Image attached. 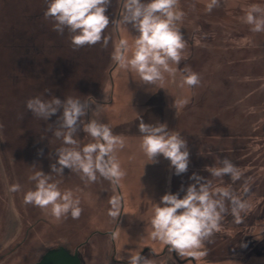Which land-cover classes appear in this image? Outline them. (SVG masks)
<instances>
[{"label": "rangeland", "instance_id": "rangeland-1", "mask_svg": "<svg viewBox=\"0 0 264 264\" xmlns=\"http://www.w3.org/2000/svg\"><path fill=\"white\" fill-rule=\"evenodd\" d=\"M208 2L179 0L178 8L185 13L177 25L186 42L183 58L178 66L172 65L177 68L175 78L165 74L163 85H146L112 60L114 45L121 38L131 42L138 35L131 25L127 29L110 24L107 48L97 44L74 51L67 31L59 35L53 23L44 19L45 0H0V122L4 124L0 130V264H34L47 249L60 245L76 249L82 264H128L130 253L136 251L152 264H180L186 258L194 260L187 264H264V71L256 77L246 65L257 58V67H264V32H252L244 21L248 6L264 7V0H221L211 13L206 11ZM120 14L118 0H111L106 15L111 21ZM250 46L254 49L247 51ZM218 58L225 62L219 64ZM190 72L199 75L200 83L181 86ZM45 89H50L47 98H93L100 107L92 114L96 108L92 104L83 119L98 118L125 139L124 148L116 153L126 172L119 184L106 180L85 184L67 168L63 176L53 175L61 191L71 190L79 197L83 209L79 219L69 215L58 220L50 209L24 203V194L35 187L29 177L38 170L50 174V165L57 160L55 149L61 146L46 129L48 124L55 126L62 109L48 121L26 109V101L42 96ZM191 95L194 103L207 104L214 118L215 141L201 142L200 152L188 148V171L176 175L179 184L172 191L175 169L162 155L158 163H149L140 149L138 117L145 123H165L169 131L178 132L179 126L188 131L194 125L184 116L188 103L175 108L174 100L189 101ZM202 115L198 119L205 118ZM86 135L81 126L77 137L82 145L90 141ZM209 147L210 158L206 153V158H196ZM225 157L241 170L240 180L211 177L205 171L206 166L220 167ZM193 173L209 178L214 187L231 186L237 193L245 184L250 188L245 197L250 208L242 214V223L226 215L220 231L205 241L206 255L200 258L179 257L149 236L155 204L169 192H179L182 198L181 187L186 190L194 183ZM14 183L21 185L20 192L10 190ZM113 196L120 198L116 219L108 214Z\"/></svg>", "mask_w": 264, "mask_h": 264}, {"label": "clouds", "instance_id": "clouds-1", "mask_svg": "<svg viewBox=\"0 0 264 264\" xmlns=\"http://www.w3.org/2000/svg\"><path fill=\"white\" fill-rule=\"evenodd\" d=\"M45 20L53 23V30L59 35L67 31L74 51L85 46L100 44L107 48L111 36L106 35L110 24L117 27L123 25L128 29L131 25L138 35L130 42L121 38L114 45L112 60L121 68L136 73L146 85H163L167 77L175 78L177 68L182 60L185 39L177 26L185 13L178 8L179 0H118L121 14L118 19L110 21L106 15L111 0H45ZM221 0H209L206 11L211 13L220 7ZM244 21L254 33L264 32V7L251 4L244 16ZM202 36L207 38V33ZM200 83V77L195 72L186 74L181 86L195 87ZM160 89H163L161 87ZM45 89L42 96L26 101V109L40 120L48 121L62 109L55 126L48 124L46 131L61 141V146L55 149L56 163L50 165L51 173L42 170L35 171L29 177L35 187L24 194V203L41 209H50L56 219H79L83 209L81 201L71 190L61 191L58 182L53 181V175L63 176L64 169L80 175L85 184L106 180L111 184H119L126 176L116 155L125 146L123 136L115 135L112 128L98 118L83 119L87 116L92 104L96 101L81 100L68 96L61 100L55 96L47 98ZM107 100V97H105ZM187 99L174 100V107H182ZM99 104H96L95 113ZM21 119L23 116L21 115ZM138 130L141 134L140 149L149 163H158L162 155L170 161L175 169V175L188 171L190 153L185 138L178 132L169 131L167 124L145 123L140 117ZM86 133L90 141L81 144L77 137L78 130ZM4 124L0 122V130ZM42 153V150H41ZM220 167H205L211 177L228 176L233 182L241 179V170L226 157L220 161ZM194 183L181 187L185 194L166 193L156 203L150 220V238L168 246L169 252H175L179 257L200 258L206 255L203 250L205 241L220 231L221 222L226 215L231 214L236 223H242L243 216L250 208L245 198L250 191L247 184L240 193L231 186L214 187L212 180L193 173L190 177ZM13 193L21 191V185L10 186ZM109 216L116 219L120 215V198H110ZM246 246V245H245ZM123 259V257H120ZM128 264H152L151 259L141 255L140 251L130 253Z\"/></svg>", "mask_w": 264, "mask_h": 264}, {"label": "trees", "instance_id": "trees-1", "mask_svg": "<svg viewBox=\"0 0 264 264\" xmlns=\"http://www.w3.org/2000/svg\"><path fill=\"white\" fill-rule=\"evenodd\" d=\"M253 49H254V46H250L247 48V51H251ZM257 61H258L257 58H255L253 61H251V62L249 61L246 64L247 66L249 64V72L252 73L253 75H255L256 77H258L259 75H262V72L264 71L263 66L257 67V65H256ZM217 62L219 64H223L225 62V60H223V58L222 59L218 58ZM256 79L254 78V81L257 82ZM194 102H195L194 95H191L189 98V101H188V105L185 109V115H184L185 117L188 116V118H190L194 122L193 123L194 125H192L188 129V131H184V130L182 131V127L179 126L180 130H178V133H180L181 135L183 134L185 140L187 141L188 148H192V151H196V152L199 151L200 152L201 146L203 145V144L201 145V142H214L215 141L214 131L216 129H214V118L211 117L212 115L208 114V109H206L207 104L204 105V101H202V100H199L196 103H194ZM200 114L206 115L205 118L198 119ZM200 121H201V123H203V125H201V126L199 125ZM195 130L197 133L199 132L198 135L193 133ZM213 139H214V141H211ZM199 142H200V144H199ZM202 147H204V146H202ZM206 148H207V146H206ZM205 150L207 152H205ZM210 150H211V148L209 147L208 149H204L201 152V154L197 153L195 156H197L196 157L197 159H198V157L199 158L201 157V159L206 158V156H205V153H206L207 157L210 158L211 154H213L212 151H210ZM209 154H210V156H208ZM198 162H202V161L198 160ZM198 162H196V163H198ZM172 182H173L172 183V191H177V184H179V182L177 180V176L175 175V170H173ZM78 246H80V244ZM186 259L187 260L181 261L180 264H187V263H193L194 262V260L192 258H186Z\"/></svg>", "mask_w": 264, "mask_h": 264}, {"label": "water", "instance_id": "water-1", "mask_svg": "<svg viewBox=\"0 0 264 264\" xmlns=\"http://www.w3.org/2000/svg\"><path fill=\"white\" fill-rule=\"evenodd\" d=\"M34 264H82L78 251H70L65 246L47 249Z\"/></svg>", "mask_w": 264, "mask_h": 264}, {"label": "flooded vegetation", "instance_id": "flooded-vegetation-1", "mask_svg": "<svg viewBox=\"0 0 264 264\" xmlns=\"http://www.w3.org/2000/svg\"><path fill=\"white\" fill-rule=\"evenodd\" d=\"M8 1V0H7ZM5 2V1H4ZM163 252H165V251H163ZM41 257V256H40ZM39 260V259H38ZM35 263V262H34Z\"/></svg>", "mask_w": 264, "mask_h": 264}]
</instances>
